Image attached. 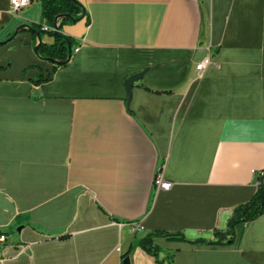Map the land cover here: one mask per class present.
Masks as SVG:
<instances>
[{
    "label": "crops",
    "instance_id": "obj_1",
    "mask_svg": "<svg viewBox=\"0 0 264 264\" xmlns=\"http://www.w3.org/2000/svg\"><path fill=\"white\" fill-rule=\"evenodd\" d=\"M78 1L90 23L63 26L79 50L55 69L32 31L7 42L41 21L40 0L17 13L0 0V264H122L130 249L131 264H158L143 237L210 238L256 192L264 0ZM159 172L171 190L155 189ZM155 243L174 264H264V216L232 245Z\"/></svg>",
    "mask_w": 264,
    "mask_h": 264
},
{
    "label": "trees",
    "instance_id": "obj_2",
    "mask_svg": "<svg viewBox=\"0 0 264 264\" xmlns=\"http://www.w3.org/2000/svg\"><path fill=\"white\" fill-rule=\"evenodd\" d=\"M42 5V18L39 23L31 25V30L34 34L39 33L41 37L49 36L53 38L52 43L42 41L39 45L37 56L43 60L55 63V69L67 65L72 55L69 54L68 47L72 46L75 49L77 42L75 39L62 35L54 37L53 28L59 24L60 30L65 25H75L88 18L87 24L90 23L89 15L84 6L78 0H40ZM58 19V22L56 21ZM24 31V30H22ZM21 32V31H20ZM19 32V33H20ZM15 33L10 37L13 38ZM9 38V39H10ZM62 63V64H60ZM45 81L40 79L36 84ZM257 189L249 201L237 206L228 220L227 229L224 231L216 230L210 238L198 237L190 239L185 233H171L166 231H154L143 237L139 241V246L147 254L156 258L158 264H174V256L171 252H164L163 249L155 243V239L164 238L169 242H185L190 244L203 245H232L235 241L236 228L240 225H249L262 216H264V171L258 172ZM3 235L8 236V232H3ZM161 253L166 254L165 260L160 259ZM131 249L122 255L123 261L130 257Z\"/></svg>",
    "mask_w": 264,
    "mask_h": 264
},
{
    "label": "built area",
    "instance_id": "obj_3",
    "mask_svg": "<svg viewBox=\"0 0 264 264\" xmlns=\"http://www.w3.org/2000/svg\"><path fill=\"white\" fill-rule=\"evenodd\" d=\"M31 0H12L11 2V11L14 13H17L19 11H21L23 8L27 7L30 4ZM53 30L55 31V29L53 28ZM79 50V48H76L75 51L77 52ZM213 64L212 59L207 58L206 60H204L203 62H201L200 64H198L196 66V70L198 73H200V77L201 74L209 67ZM173 186V183L171 181H168L162 172H159L156 174L155 179H154V187L157 191H169L171 190ZM140 226L136 225L133 227V231L134 232H138L140 231ZM8 240V237L5 235L0 236V246L5 244Z\"/></svg>",
    "mask_w": 264,
    "mask_h": 264
},
{
    "label": "water",
    "instance_id": "obj_4",
    "mask_svg": "<svg viewBox=\"0 0 264 264\" xmlns=\"http://www.w3.org/2000/svg\"><path fill=\"white\" fill-rule=\"evenodd\" d=\"M58 19H59V18H57V20H56L57 22H58ZM25 29L31 30V26H29V25H22V26H20V27L16 30L15 35H16L17 33H19L20 31L25 30ZM54 29H55V31H54V32H55V33H54V37H59V36L62 35V32H61V30H60V28H59V24H57L56 27H54ZM15 35H14V36H15ZM37 37H38V44H37V46H36L35 49H34L36 53H37V51H38L39 45H40L41 42L43 41V40H42V37H41V35H40L39 33H37ZM10 40H12V38H10L7 42H9ZM7 42L0 43V45L6 44ZM68 51H69V54L72 55V53H73V48H72L71 45H69V47H68ZM60 64H62V63H60ZM148 72H149V68H146V69H144L143 71H141V72H139V73H137V74H133V75H131V76H129V77L127 78V80H126V82H125V87H126V93H127V97H128V104H129L130 101H131L132 94H133V88H134L135 84H136L138 81H140L141 79H143V77H144ZM21 231H22V228H21V227L18 228V232H21ZM2 235H3V234H2V232H1V230H0V236H2ZM122 264H131V262H130V257L126 258V259L123 261Z\"/></svg>",
    "mask_w": 264,
    "mask_h": 264
}]
</instances>
